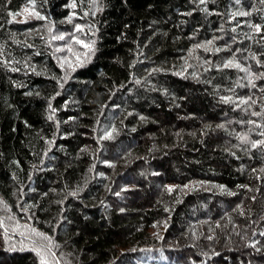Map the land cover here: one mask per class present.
<instances>
[{
  "label": "trees",
  "instance_id": "1",
  "mask_svg": "<svg viewBox=\"0 0 264 264\" xmlns=\"http://www.w3.org/2000/svg\"><path fill=\"white\" fill-rule=\"evenodd\" d=\"M0 264H264V0H0Z\"/></svg>",
  "mask_w": 264,
  "mask_h": 264
},
{
  "label": "snow or ice",
  "instance_id": "2",
  "mask_svg": "<svg viewBox=\"0 0 264 264\" xmlns=\"http://www.w3.org/2000/svg\"><path fill=\"white\" fill-rule=\"evenodd\" d=\"M258 31H259V29H258Z\"/></svg>",
  "mask_w": 264,
  "mask_h": 264
}]
</instances>
